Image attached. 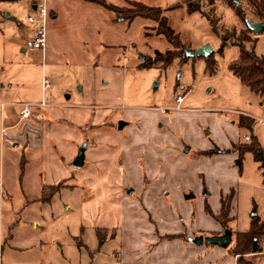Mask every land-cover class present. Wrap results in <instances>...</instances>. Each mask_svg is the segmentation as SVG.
I'll return each instance as SVG.
<instances>
[{"label":"rangeland","instance_id":"1","mask_svg":"<svg viewBox=\"0 0 264 264\" xmlns=\"http://www.w3.org/2000/svg\"><path fill=\"white\" fill-rule=\"evenodd\" d=\"M84 1H47L59 13L46 29L47 46L58 58L48 57L53 80L45 77L51 88L44 92L40 69L30 83L14 75L40 54L30 50L26 58L19 53L7 60L0 35V88L13 80L0 101L79 103L93 113H107L100 126L91 127L92 135L83 137L90 139L94 160L70 168L76 180H66L63 188L44 187L40 153L5 141L0 264H237L230 254L236 232L248 231L253 213L264 223L263 170L250 153L241 169L236 166L234 147L250 138L238 120H254L253 135L264 150V103L229 71L239 48L227 45L220 53L221 38L206 16L220 30L246 32L245 20L261 22L254 0H103L108 8ZM129 2L160 8L185 51L209 46L213 73L203 57L176 59L165 70L141 67L172 47L155 34L156 24L124 17ZM187 2L199 5V11L189 13ZM91 9L99 15L86 14ZM84 15L88 26L82 28L78 22ZM249 38L254 41L245 48L264 60V32ZM179 96L183 102L178 104ZM4 109L17 119V106ZM120 122L126 125L118 131ZM213 148L219 153L201 155ZM232 190L229 247L194 245L191 240L197 237L224 233L204 213V205L217 213L220 194ZM188 194L193 198L185 200ZM248 259L244 256L242 264ZM250 262L264 264V256Z\"/></svg>","mask_w":264,"mask_h":264},{"label":"crops","instance_id":"2","mask_svg":"<svg viewBox=\"0 0 264 264\" xmlns=\"http://www.w3.org/2000/svg\"><path fill=\"white\" fill-rule=\"evenodd\" d=\"M38 1L39 0H0V4H6L4 8H0V35L2 40H4L2 46L6 48L5 55L7 60H13L14 54L19 55V53L23 58L27 57L30 51L27 47V43L33 36L34 25L28 23L25 18L32 15L31 13L34 12ZM70 1L74 4L80 1L86 3L84 0ZM87 4L90 5L88 2ZM48 12L49 23L47 26L49 27L51 23L53 24L56 21L59 13L53 8H48ZM91 12H94L92 16L99 15L97 11H93L92 9L86 14H90ZM22 19L24 23L19 21ZM87 20L88 19H86L84 15L81 16L78 23L81 22L83 28L84 26H88V23H85ZM51 34L54 33L51 32ZM51 46L52 45L49 47L48 45L44 51H30L40 54L36 61L27 62L23 67L20 63L17 64L16 67L22 68H18L19 71L15 72L14 75H16L20 83H30L32 81V73L38 69H40L42 74L41 79L48 75V78L53 80V77L47 71L46 64L48 62V57L51 58L50 60L52 61H56L58 57L54 51L51 50ZM6 84V88L4 85L0 88V98L4 95L1 92L5 89L10 91L13 88L12 78H8ZM49 88H51V86ZM70 98L71 97L68 96V99ZM42 103L44 105H42ZM23 104L30 105V117L27 120L20 117ZM9 106H17L19 108L17 119L14 118L13 111L4 109ZM90 108V106L79 103H56L54 101L47 103L44 100L38 103L19 102L16 104L10 101H0V138L3 140V144L0 145V153L5 147V141L8 143H15L14 146L23 144L25 149H31L40 153L42 171L40 180L41 182H45L46 185L44 187L56 186L61 182L65 183L66 180L71 178H75L76 180V175L69 170L71 168L70 163L74 160L78 148L84 143H86L85 159L88 160L90 157L92 159H90L91 161L94 160V158H92L94 153L90 152L88 147L90 139L87 137L86 140H83V137L92 135L93 132L90 131L91 127L100 126V123L103 122L102 120L107 117V113L104 114L105 111L101 110L98 113H93ZM83 130H85L86 133L83 134ZM99 132H101L100 134L105 133L103 130H99L97 133ZM99 153L101 154L102 152L100 151ZM86 176H88V174L85 175V178ZM99 178L104 179V176L101 175ZM105 179L107 180V175ZM259 256H264V252L249 255L248 261L250 262V259ZM233 262L237 263L236 259L233 258Z\"/></svg>","mask_w":264,"mask_h":264},{"label":"trees","instance_id":"3","mask_svg":"<svg viewBox=\"0 0 264 264\" xmlns=\"http://www.w3.org/2000/svg\"><path fill=\"white\" fill-rule=\"evenodd\" d=\"M96 3L97 5L108 8V5L103 0H88ZM130 7L123 8L122 12L124 17L130 21L136 18L148 20L155 26V34L162 37L169 46L172 47L164 54L156 53L153 59H148L142 63L143 68H149L153 65H160L161 69H167L176 59H182L185 55V49L180 41L179 35L176 34L168 25L166 16L163 15V11L160 8L148 7L142 3L129 2ZM253 4L257 10V15L261 21H264V0H254ZM171 9V8H170ZM199 5H193L187 2V11L189 13L199 11ZM172 10V9H171ZM212 26L214 34L221 38V45L219 52L221 53L227 45H234L239 48V56L229 65V71L252 93L257 95L262 103H264V60L255 54L253 50H247L245 44L254 41L249 38V34H252L247 28L246 32L235 34L228 30H220L217 26V21L209 16H206ZM187 58V57H186ZM143 59L142 61H144ZM206 60V68L209 73H213L215 68V61L210 55ZM252 119V118H251ZM254 120L246 122L244 118H239L238 128L247 131L250 135L248 142L237 143L234 150L238 153L236 160V166L241 169L242 160L245 154L250 153L253 156L255 162L259 164V168L263 170L262 175L264 177V150L259 144L257 138L253 135ZM217 148H213L208 151L201 152L202 156L211 157L218 154ZM63 182L56 186L48 187L49 189L63 188L61 185ZM234 191H230L227 194L220 195L219 199V211L215 214L211 211L209 205H204V213L210 217L218 226L222 229H229L228 224L232 220L230 215L232 211V201L234 198ZM264 248V224L260 219L255 216L251 217L250 226L248 231L243 233L236 232L233 248L230 250V254L236 259L237 264H242L243 257L249 255H255L263 252ZM248 264L250 262L248 261Z\"/></svg>","mask_w":264,"mask_h":264},{"label":"water","instance_id":"4","mask_svg":"<svg viewBox=\"0 0 264 264\" xmlns=\"http://www.w3.org/2000/svg\"><path fill=\"white\" fill-rule=\"evenodd\" d=\"M236 5H238L237 2H236ZM245 23H246V28L254 36L261 35L264 32V21L254 23V22L245 20ZM185 55L187 58L203 57L204 59H207L210 55H212V49L209 46H204L201 49L196 50V51H186ZM125 125L126 124L124 122H120L118 124V127H117L118 131H121ZM85 150H86V143L82 144L78 148L77 154H76L74 160L70 163L71 168L78 170V169H81L83 167L84 162H85ZM188 150H189V148L185 147L183 151H184V153H187ZM205 195H207L206 192H205ZM192 198H193L192 194H188V195L184 196L185 200H189ZM255 215L256 214L253 213L252 217H255ZM191 242L194 245H199V246L202 245L203 242H205L206 244H208L210 246H217L219 248L226 249L229 247V245L232 242V232L227 229L224 231V233L222 235L211 236V237L205 238V240H203L202 237H197V238L191 240Z\"/></svg>","mask_w":264,"mask_h":264},{"label":"built area","instance_id":"5","mask_svg":"<svg viewBox=\"0 0 264 264\" xmlns=\"http://www.w3.org/2000/svg\"><path fill=\"white\" fill-rule=\"evenodd\" d=\"M34 16L27 18L28 23L34 25V32L32 38L28 41L27 47L31 51H44L47 46V24L49 20V12L47 8V0H39L34 9ZM50 87V83L46 78L42 79V90L46 91ZM176 102L182 103L183 97L179 96ZM42 105H44L42 103ZM20 117L24 120L30 117V105L23 104V109L20 113ZM248 142V137L244 138Z\"/></svg>","mask_w":264,"mask_h":264}]
</instances>
